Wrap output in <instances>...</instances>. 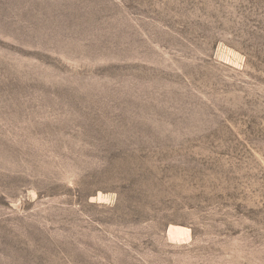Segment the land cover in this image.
Instances as JSON below:
<instances>
[{"label": "rangeland", "instance_id": "rangeland-1", "mask_svg": "<svg viewBox=\"0 0 264 264\" xmlns=\"http://www.w3.org/2000/svg\"><path fill=\"white\" fill-rule=\"evenodd\" d=\"M0 264H264V0H0Z\"/></svg>", "mask_w": 264, "mask_h": 264}]
</instances>
